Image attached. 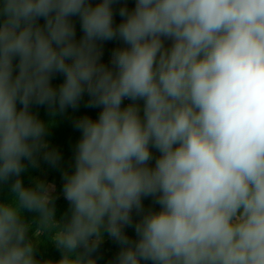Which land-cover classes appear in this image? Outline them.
<instances>
[{
  "label": "clouds",
  "instance_id": "clouds-1",
  "mask_svg": "<svg viewBox=\"0 0 264 264\" xmlns=\"http://www.w3.org/2000/svg\"><path fill=\"white\" fill-rule=\"evenodd\" d=\"M119 2L0 0V264H98L104 233L109 264H264V0H135L116 25ZM85 94L100 111L73 121L57 220L53 186L21 178L62 159L31 108L63 114ZM41 235L60 259L36 258Z\"/></svg>",
  "mask_w": 264,
  "mask_h": 264
},
{
  "label": "trees",
  "instance_id": "trees-1",
  "mask_svg": "<svg viewBox=\"0 0 264 264\" xmlns=\"http://www.w3.org/2000/svg\"><path fill=\"white\" fill-rule=\"evenodd\" d=\"M99 0H91V3L95 5ZM126 6L129 10H132L135 7V0H120L119 3L113 6L114 11V24L118 25L122 18L119 16V8ZM73 22L76 28V39L79 40L83 35L80 29V21L78 17H73ZM43 24V20L40 21ZM123 43L119 40L106 41L103 43V55L101 57V62L109 64L112 51L117 47H123ZM165 46L167 47V41H165ZM64 77L61 74H56L52 79L51 83L54 87H58L59 84L63 82ZM89 100L87 94L84 95L80 101V106L78 109L73 110L71 108L67 109L63 114L57 113L53 115L47 106H37L33 105L31 111L37 115V117L45 122L46 124L51 123L52 126L48 130V134L45 136V140L48 142L51 148L57 149L61 153V161L58 166L53 167L49 165L44 159L43 156H38V167H31L28 165L26 172L21 176L23 184L25 186H31L33 179L37 176L38 171L42 170L47 175V181L53 184L56 188L58 194H62L63 191V179L62 173L66 170L71 172L74 170V150L75 145L78 142L81 133L73 127V121L81 118L82 116H89L92 119L98 117L99 108H88L85 107ZM131 101L125 100L122 104V107L127 106ZM139 106L143 107V101L137 102ZM19 107V105H18ZM142 115V111H141ZM154 159L150 161V166H154L155 158L158 157L159 153L152 149ZM27 164V162H25ZM10 183L0 185V201H8L11 198V193L9 191ZM55 208H56V218L60 220L64 214L69 209V203L64 199V196L55 197ZM143 205L145 210H159V205L154 204L151 197L145 198L143 200ZM35 213L24 211V219L26 222H32ZM140 217L133 213L134 223ZM35 224H33L32 231L29 235L32 236L33 231L35 230ZM125 233L131 239H135L134 228L127 227L125 228ZM38 240L35 256L38 260H58L60 259L61 252L56 248L54 243H52L47 235H41L36 237ZM120 250V246L117 242L112 240L110 237L104 239L100 244L97 253L95 254L98 264H109V261H113Z\"/></svg>",
  "mask_w": 264,
  "mask_h": 264
},
{
  "label": "rangeland",
  "instance_id": "rangeland-1",
  "mask_svg": "<svg viewBox=\"0 0 264 264\" xmlns=\"http://www.w3.org/2000/svg\"><path fill=\"white\" fill-rule=\"evenodd\" d=\"M166 41H167V45L170 46L171 41H168V40H166ZM36 179L43 180V181H45L46 183H48V184H50V185L53 186V184H51V183H49V182L47 181V175H46L42 170H39V171H38V174H37V176L33 179V182H32V183H34V181H35ZM58 193H59V192H58ZM58 193H57L56 188H54V186H53V193H52L53 196L58 197V196L63 195V193H62V194H58ZM107 238H109V236L107 235V233H104V239H107Z\"/></svg>",
  "mask_w": 264,
  "mask_h": 264
}]
</instances>
